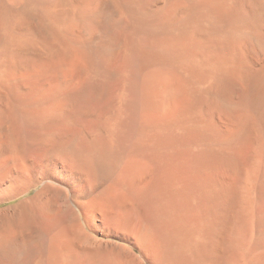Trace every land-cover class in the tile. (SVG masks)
<instances>
[{
    "label": "bare ground",
    "instance_id": "obj_1",
    "mask_svg": "<svg viewBox=\"0 0 264 264\" xmlns=\"http://www.w3.org/2000/svg\"><path fill=\"white\" fill-rule=\"evenodd\" d=\"M0 264H264V0H0Z\"/></svg>",
    "mask_w": 264,
    "mask_h": 264
}]
</instances>
